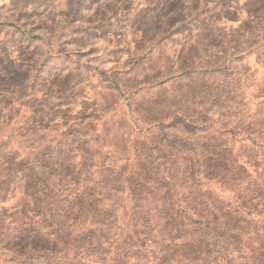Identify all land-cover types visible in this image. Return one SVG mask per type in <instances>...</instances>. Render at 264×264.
Masks as SVG:
<instances>
[{
  "label": "rangeland",
  "instance_id": "374dc122",
  "mask_svg": "<svg viewBox=\"0 0 264 264\" xmlns=\"http://www.w3.org/2000/svg\"><path fill=\"white\" fill-rule=\"evenodd\" d=\"M0 264H264V0H0Z\"/></svg>",
  "mask_w": 264,
  "mask_h": 264
}]
</instances>
